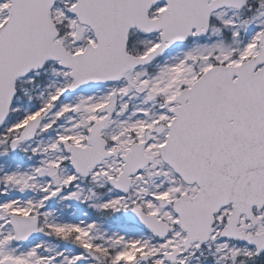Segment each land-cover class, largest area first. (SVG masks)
Here are the masks:
<instances>
[{
    "label": "snow or ice",
    "instance_id": "6c2138e0",
    "mask_svg": "<svg viewBox=\"0 0 264 264\" xmlns=\"http://www.w3.org/2000/svg\"><path fill=\"white\" fill-rule=\"evenodd\" d=\"M0 264H264V0H0Z\"/></svg>",
    "mask_w": 264,
    "mask_h": 264
}]
</instances>
